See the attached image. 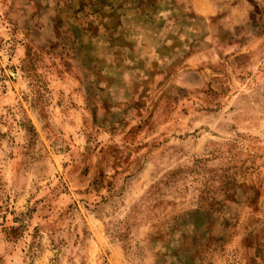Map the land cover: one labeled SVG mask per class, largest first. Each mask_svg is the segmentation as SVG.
<instances>
[{
  "label": "rangeland",
  "instance_id": "374dc122",
  "mask_svg": "<svg viewBox=\"0 0 264 264\" xmlns=\"http://www.w3.org/2000/svg\"><path fill=\"white\" fill-rule=\"evenodd\" d=\"M0 264H264V0H0Z\"/></svg>",
  "mask_w": 264,
  "mask_h": 264
}]
</instances>
